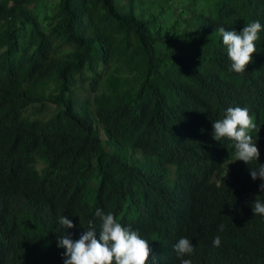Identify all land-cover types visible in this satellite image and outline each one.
<instances>
[{"label":"trees","instance_id":"16d2710c","mask_svg":"<svg viewBox=\"0 0 264 264\" xmlns=\"http://www.w3.org/2000/svg\"><path fill=\"white\" fill-rule=\"evenodd\" d=\"M194 1L0 0V264H55L53 249L31 253V245L50 242L51 205L81 203L90 187L127 188L168 206L182 232V209H195L193 223L212 224L240 197L211 195L212 164L196 172L214 150L210 120L229 107L247 108L264 134V93L219 64L217 14L208 28L209 4ZM235 1L253 9L251 18L264 10V0ZM41 4L50 10L43 17ZM84 85L93 94L83 102L89 108H75L66 93ZM54 99L62 110L29 123L28 108L43 112ZM22 170L43 188L44 206L22 211L11 199V180ZM212 187L227 184L217 179ZM234 223L261 237L246 247L228 221L221 232L234 235L248 264H264V224ZM215 231H203L204 244Z\"/></svg>","mask_w":264,"mask_h":264},{"label":"clouds","instance_id":"9594fccd","mask_svg":"<svg viewBox=\"0 0 264 264\" xmlns=\"http://www.w3.org/2000/svg\"><path fill=\"white\" fill-rule=\"evenodd\" d=\"M120 1L122 5L127 3V0ZM219 1H194L195 5L209 4L210 11L204 21L208 28L210 18L217 14L218 47L212 53H219L220 65L226 63L235 74L249 76L258 82L259 90L264 93V10L257 9L258 15L251 18L248 11L253 9H247L241 3L235 6V0L218 6ZM49 12L40 5L41 17ZM71 94H74L75 108H89L83 106L88 97L76 101L75 91L66 93L70 98ZM47 103L56 107L49 118H43L49 110ZM42 106L43 112L37 111L36 106L28 108L29 123L50 121L65 105L54 99ZM206 128L207 122L204 129L208 132ZM209 131L214 150L196 173L207 170L212 164L205 179L206 186L212 189L211 195L236 193L240 196L230 198L231 206L219 220L212 224L193 223L195 209H182L180 219L185 226V232H182L168 206L162 207L127 188L99 190L90 187L92 191L81 198V203L60 211L50 206L54 214L50 242L45 239L35 241L31 253L53 249L55 264H248L240 245L229 240L234 235H225L221 231L228 227L225 224L228 221L232 230L242 232L239 241L246 247L261 237L259 233L242 230L234 221L251 219L264 224V134L260 133L249 110L242 107H229L224 118L213 125L210 120ZM100 137L105 138L104 135ZM217 179L227 187L213 188L212 183ZM199 189L206 193L203 186ZM9 194L22 211L45 205L43 188L25 170L16 172ZM211 227H219V231ZM210 230L218 234L204 244L203 231ZM4 247L10 253L8 246ZM0 251L5 255L2 249ZM42 258L50 260L51 255L46 253Z\"/></svg>","mask_w":264,"mask_h":264},{"label":"rangeland","instance_id":"374dc122","mask_svg":"<svg viewBox=\"0 0 264 264\" xmlns=\"http://www.w3.org/2000/svg\"><path fill=\"white\" fill-rule=\"evenodd\" d=\"M85 87H78L75 90V99L76 101H82L83 99L87 98V97H92L93 94L90 93V91H88L87 88H89L87 85H84ZM47 106L49 108V110L43 115V118H49L52 111L54 110V108L56 107L55 105H53L52 103H47Z\"/></svg>","mask_w":264,"mask_h":264}]
</instances>
